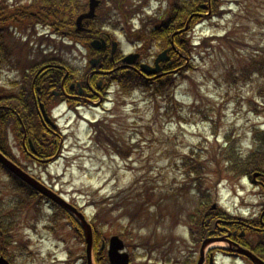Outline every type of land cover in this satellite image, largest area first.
I'll list each match as a JSON object with an SVG mask.
<instances>
[{
    "label": "rangeland",
    "instance_id": "obj_1",
    "mask_svg": "<svg viewBox=\"0 0 264 264\" xmlns=\"http://www.w3.org/2000/svg\"><path fill=\"white\" fill-rule=\"evenodd\" d=\"M202 1L206 0L195 2ZM133 2L136 9L141 6L140 14L130 21L134 29L146 16H163L167 3ZM32 3L21 0L17 4ZM209 11L202 10L205 16L188 32L187 39L195 46L191 53L183 48V43L176 45L177 51L173 52V66L179 68L171 73L176 74L173 92L177 104L168 105L151 90L136 89L122 94L113 84L101 101L94 99V104L76 110L62 106L54 112L65 136L61 155L46 166L24 159L14 136L7 131L1 134L8 152L80 207L90 222L101 223L102 232H108V236L122 233L130 246L126 250L131 254V264H156L142 258L148 251L158 257L187 256V260H196L198 246H193L188 237L185 215L197 205L194 187L198 183L202 184L203 194L210 195L208 204L217 203L221 212L231 217L257 223L264 209L261 187L231 171L224 172L222 163L215 165L212 161V154L226 146L225 136L246 155L255 144L254 129L264 128V115L257 112L264 111V0H212ZM118 31L114 33L118 51H136ZM123 35L126 36L125 32ZM211 35L216 39H208L205 45L197 47L202 38ZM13 36L23 35L16 32ZM180 38L186 40L184 34ZM30 44L35 49L34 41ZM48 48L47 51H53L51 46ZM158 51L155 47L150 53H143L149 56ZM15 53L21 66L53 56L62 59L64 65H77L78 70L84 68L89 58L81 46L62 54L56 51L49 55H20L18 48ZM1 77L8 76L2 73ZM3 81L0 88L4 93L12 91ZM82 116L108 124L95 135ZM113 145L126 157L116 155ZM194 150L202 156L201 167L207 168L196 184L192 181L194 176L185 178L179 169L180 158ZM214 171L223 173L217 177ZM10 181L0 170V195L4 200L14 195ZM49 213L41 208L39 212H24L18 220L15 239L21 240V245L27 241L28 248L23 247V255L14 259L17 264H68V250L75 259L84 255V243L76 232L66 221L50 224ZM251 238L257 239L258 235ZM220 244L223 245L214 246H227ZM71 261L72 258L69 264L81 263ZM228 261L219 255L217 264H231Z\"/></svg>",
    "mask_w": 264,
    "mask_h": 264
},
{
    "label": "trees",
    "instance_id": "obj_2",
    "mask_svg": "<svg viewBox=\"0 0 264 264\" xmlns=\"http://www.w3.org/2000/svg\"><path fill=\"white\" fill-rule=\"evenodd\" d=\"M102 6L99 8V12L97 17L90 23L92 24V28H90L89 34L96 37L99 32H101L102 27L106 23V19L110 18L111 23L114 28H119L122 32H125L128 37L137 38L138 35L143 36L147 44L151 43V41H157L158 43L165 44L169 42V31H162L160 35H158L154 29L153 25H149L148 23L157 22L158 19L155 18H145V22L142 21V26L144 32L142 31H132L129 25L130 19L135 16L139 12L138 9H135L131 6L128 0H101ZM63 2V11L62 15L64 19L66 17L72 18L82 11L85 4L80 0L71 1V0H62ZM67 3L69 5L67 6ZM74 4V5H73ZM186 4H190V11L187 9ZM169 11L166 14L167 20L169 22H173L174 26H177L183 22V20L188 16L196 7V4L193 1H189L185 3L182 0V3H179L178 0H168ZM188 14V15H187ZM121 24V25H119ZM183 24V23H182ZM147 28V29H146ZM171 32V31H170ZM191 45L187 42V52H190ZM253 66V63H250ZM121 81L123 88H126L127 85L131 87L137 85L139 82L132 79L131 76L124 77ZM173 84V79L169 77H164L159 79L155 83L154 92L157 95L163 96L166 98L168 103H172L171 98V87ZM147 85V83H146ZM23 112L22 120L25 122L26 119L30 118V114L28 113L31 110L28 107H20ZM4 111V110H3ZM3 113V112H2ZM0 114V133L6 125H13L15 130H20L21 125L17 118L10 117L9 120H5L4 116L7 114ZM11 114V112L9 113ZM12 115V114H11ZM12 121V122H11ZM254 138L257 142V147L249 153V155L245 158H241L236 150V148L228 147L226 151L214 152L212 154V161L215 165L223 164L227 171H236L239 174L244 172L251 171L254 167L260 165V163L264 160V132L256 131ZM0 150L4 152L8 157L12 158L8 153H6L4 149V145L0 140ZM120 153V151H118ZM202 156L196 151H191L189 155L184 156L180 160L179 169L182 171L185 178L187 176H194L192 179L193 183L196 184L197 180L201 175L207 170V168L201 167ZM1 168V167H0ZM210 170V169H209ZM221 171H216L218 177L222 175ZM9 184L11 192L14 194L9 200H2L0 197V254H4L6 256H14V252H11L12 247L17 248V254L21 255L22 249H20L21 243L19 245L16 243V235H15V227L18 225V220L22 216L23 212L29 211L30 209L34 211H40V199L37 198V194L31 192L29 188L26 186H21L17 180H15L12 176ZM194 190L197 192L198 200L197 205L193 211H191L197 219L201 215V213L207 210L208 203L203 198L202 184L198 183L194 187ZM58 209L54 212L53 216H50V221L55 222V219L59 220L61 217H67L66 213L56 207ZM54 216L56 217L54 219ZM96 225V224H95ZM14 243H16L14 245ZM99 257V253H97V259ZM167 259H169L167 257ZM175 261L179 262L180 260L175 259ZM187 261V260H186ZM186 263V262H184ZM100 264V263H99Z\"/></svg>",
    "mask_w": 264,
    "mask_h": 264
},
{
    "label": "flooded vegetation",
    "instance_id": "obj_3",
    "mask_svg": "<svg viewBox=\"0 0 264 264\" xmlns=\"http://www.w3.org/2000/svg\"><path fill=\"white\" fill-rule=\"evenodd\" d=\"M1 6V0H0ZM1 17V11H0ZM108 46L106 47V51L104 52V56L102 59L106 58V53L108 52ZM110 57V56H109ZM101 59V57H99ZM112 58V57H110ZM120 60V59H119ZM51 65V64H50ZM58 66V64L52 65ZM63 68V67H61ZM132 69L137 71L138 65L132 66ZM106 70L99 68L98 70L92 71L90 74H87L84 78L81 79H72L70 76V72L67 71L66 73H60L58 70H55L51 73L49 84L43 87H38L37 91L39 92L40 96L39 99L42 100L43 105L45 108L49 109L51 105L55 104L57 101H66L69 102L71 100L75 101V104H81L83 102H90L91 98L100 97L101 96V87L100 84L102 81L95 83V78L93 75L101 76ZM73 76V75H72ZM43 82H46V79H42ZM98 84V86H97ZM221 231H228L229 236L236 235V232H229L232 231L231 229L221 228ZM244 233H242L238 237L230 238L234 242H240L243 238Z\"/></svg>",
    "mask_w": 264,
    "mask_h": 264
},
{
    "label": "water",
    "instance_id": "obj_4",
    "mask_svg": "<svg viewBox=\"0 0 264 264\" xmlns=\"http://www.w3.org/2000/svg\"><path fill=\"white\" fill-rule=\"evenodd\" d=\"M98 4V2L96 0H90V10L88 13L86 14H82L79 16L77 22L79 23L80 20L82 18H91L93 17V9L94 7ZM92 46H94L95 48H101L103 47V44L96 41L92 43ZM113 48H115V43L113 44ZM165 54L166 51H164L163 53H161L160 55H158V57L156 58V63L159 60H164L165 58ZM135 56H129L127 58H125L123 61L126 62H131L133 60ZM92 64L95 62H91ZM146 73H151L148 70H143ZM156 70H153L152 72H155ZM0 163L5 166L8 170H10L12 173H14L16 176H18L21 180H23L24 182H26L27 184H29L31 187H33L34 189H36L37 191H39L41 194L47 196L48 198H50L51 200H53L54 202H56L57 204H59L60 206L64 207L66 210H68L70 213H74L75 215H77V217L82 221V224L85 227V235H86V243H87V248H86V252H87V259H88V264H91L90 262V248H91V230H90V226L86 224V222L84 221V218L82 216L81 213L77 212V210L75 208H73L72 206H70L66 201H64L62 198H60L59 196H57L56 194H54L52 191H50L49 189L45 188L42 184H40L39 182H37L36 180H34L33 178H31L29 175H27L25 172H23L19 167H17L14 163H12L10 160H8L3 154L0 153ZM213 239H208L205 242H203L202 244V248L209 243L212 242ZM123 247L122 242L117 238V237H112L110 239V249H109V260H110V264H127L128 262V257L125 253H119L118 250L121 249ZM241 253L247 255L248 257H250L255 263L257 264H264L261 260H259L258 258H256L253 254L245 251V250H239ZM202 254V252H201ZM202 260V255L200 256V260L198 262V264H200ZM0 264H9L5 259H3L2 257H0Z\"/></svg>",
    "mask_w": 264,
    "mask_h": 264
},
{
    "label": "bare ground",
    "instance_id": "obj_5",
    "mask_svg": "<svg viewBox=\"0 0 264 264\" xmlns=\"http://www.w3.org/2000/svg\"><path fill=\"white\" fill-rule=\"evenodd\" d=\"M218 245H220V244H218Z\"/></svg>",
    "mask_w": 264,
    "mask_h": 264
}]
</instances>
